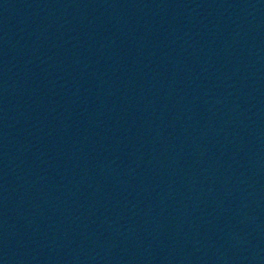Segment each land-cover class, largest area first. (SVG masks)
I'll list each match as a JSON object with an SVG mask.
<instances>
[{
    "label": "water",
    "instance_id": "obj_1",
    "mask_svg": "<svg viewBox=\"0 0 264 264\" xmlns=\"http://www.w3.org/2000/svg\"><path fill=\"white\" fill-rule=\"evenodd\" d=\"M0 264H264V0H0Z\"/></svg>",
    "mask_w": 264,
    "mask_h": 264
}]
</instances>
